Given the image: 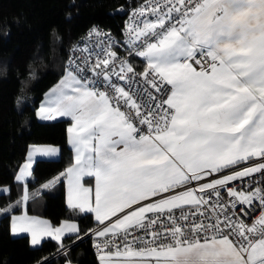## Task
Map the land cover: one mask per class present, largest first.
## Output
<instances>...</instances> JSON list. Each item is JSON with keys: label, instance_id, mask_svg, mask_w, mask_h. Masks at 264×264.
<instances>
[{"label": "crops", "instance_id": "obj_1", "mask_svg": "<svg viewBox=\"0 0 264 264\" xmlns=\"http://www.w3.org/2000/svg\"><path fill=\"white\" fill-rule=\"evenodd\" d=\"M194 49L209 53L208 66L197 68L187 62ZM143 57L172 85L168 101L173 118L158 137H134L108 99L70 71L44 92L35 110L40 121L70 120L66 141L73 160L63 174L64 201L91 213L98 235L127 225L148 210L194 201L191 189L173 191L190 177L197 179L214 169L231 174L240 168L242 161L230 167L232 162L225 161L196 164L197 155L181 141L198 142L211 135V129L222 135L241 126L252 130L264 125V0H204L181 27L148 45ZM58 156L55 144L31 143L13 177L21 184V208L9 216V234H26L31 246L46 238L60 241L78 231L73 220L52 225L25 209L33 163ZM6 191L7 186L0 185V193ZM254 250L244 258L229 239L216 237L140 256L103 252L98 258L100 264H249ZM176 252L191 259L157 258Z\"/></svg>", "mask_w": 264, "mask_h": 264}, {"label": "built area", "instance_id": "obj_2", "mask_svg": "<svg viewBox=\"0 0 264 264\" xmlns=\"http://www.w3.org/2000/svg\"><path fill=\"white\" fill-rule=\"evenodd\" d=\"M203 1L142 0L115 8L112 14L125 13L118 33L90 25L69 47L65 71L102 93L127 120L134 137L160 136L173 118L168 101L172 85L149 66L135 68L129 59L143 57L148 45L181 27ZM211 61L204 49H194L187 58L197 68ZM250 164L260 166L249 174L218 182L228 171L208 170L173 189H191L195 195L192 202L148 210L106 234L98 235L91 229L88 234L93 237L94 251L97 255L140 256L150 250L225 237L245 258L250 249L264 245V153L239 167ZM252 264H264V257Z\"/></svg>", "mask_w": 264, "mask_h": 264}, {"label": "trees", "instance_id": "obj_3", "mask_svg": "<svg viewBox=\"0 0 264 264\" xmlns=\"http://www.w3.org/2000/svg\"><path fill=\"white\" fill-rule=\"evenodd\" d=\"M142 0H0V264H100L88 232L97 225L89 212L67 206L63 174L73 155L66 141L69 119L40 121L35 110L44 92L64 73L69 47L92 24L117 34L125 13L119 6ZM137 69L145 57H130ZM31 143L59 147L55 159L35 160L26 181V212L52 225L73 220L78 231L60 241L31 246L26 234H9V216L20 211L21 184L13 177ZM139 256V255H136Z\"/></svg>", "mask_w": 264, "mask_h": 264}, {"label": "rangeland", "instance_id": "obj_4", "mask_svg": "<svg viewBox=\"0 0 264 264\" xmlns=\"http://www.w3.org/2000/svg\"><path fill=\"white\" fill-rule=\"evenodd\" d=\"M211 58V56H210ZM212 60V59H211ZM211 135L203 137L200 141H181L189 146L190 153L197 155L195 157L196 164L208 166L216 161H225L230 163V166L235 165L239 161L253 160L260 154L264 153V125H258L257 128L250 130L245 126H241L238 129L226 131L222 135L216 134L211 129ZM203 136V135H202ZM194 142V143H193ZM260 164H250L248 166H242L236 170H232L231 174H225L218 178L216 181H223L231 179L237 176H242L254 172L259 168ZM228 167V168H229ZM215 171L217 169H214ZM197 175L198 176H201ZM215 181V182H216ZM206 241V240H204ZM264 257V245L261 244L250 253L248 257V263L252 264ZM161 259H191L186 253L176 252L175 254L158 256ZM199 258V257H195Z\"/></svg>", "mask_w": 264, "mask_h": 264}, {"label": "water", "instance_id": "obj_5", "mask_svg": "<svg viewBox=\"0 0 264 264\" xmlns=\"http://www.w3.org/2000/svg\"><path fill=\"white\" fill-rule=\"evenodd\" d=\"M262 243H264V238L262 239Z\"/></svg>", "mask_w": 264, "mask_h": 264}]
</instances>
